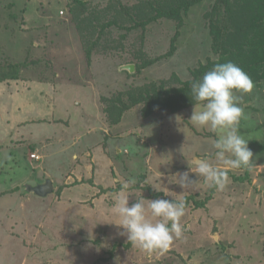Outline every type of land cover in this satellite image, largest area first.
<instances>
[{
    "label": "rangeland",
    "instance_id": "374dc122",
    "mask_svg": "<svg viewBox=\"0 0 264 264\" xmlns=\"http://www.w3.org/2000/svg\"><path fill=\"white\" fill-rule=\"evenodd\" d=\"M80 1L100 10L110 0ZM214 2L205 0L181 29L163 21L149 26L145 52L155 63L135 75L127 51L114 59L88 56L69 0H0V60L21 65L18 81H0V264H264V151L258 148L264 144V80L250 93H236L243 95L246 116L239 131L255 144L252 165L229 169L226 187L212 196L202 176L190 173L197 183L184 189L176 177L196 158L219 166L216 134L192 125L194 108L149 120L136 107L110 127L100 102L144 82L190 79L191 70L211 57L202 14ZM86 25L91 28L85 21L81 32ZM127 66L133 71L121 70ZM52 69L65 71L66 79L39 82L40 71L50 76ZM130 177L139 187L107 192ZM48 179L52 194L28 193V186ZM150 192L210 201L202 209L186 207L183 238L167 251L149 255L120 247L114 259L97 263L114 245L129 242L118 226L119 198L127 196L130 206L142 196L154 199Z\"/></svg>",
    "mask_w": 264,
    "mask_h": 264
},
{
    "label": "trees",
    "instance_id": "16d2710c",
    "mask_svg": "<svg viewBox=\"0 0 264 264\" xmlns=\"http://www.w3.org/2000/svg\"><path fill=\"white\" fill-rule=\"evenodd\" d=\"M69 1L71 3L68 4V7L73 12V20L77 23V28L85 27V21L90 22L91 28L89 29L86 25V33L81 32L82 29L78 28L81 38L84 35L87 41L82 43L88 56L92 54L97 55L100 59H114L127 51L132 59L134 58L135 75H138L155 63V60L149 59L145 52L148 27L163 21L167 26L173 23L176 28L181 29L187 25L191 14L194 11L197 12V8H203L204 5L201 4L205 0H134L130 3L128 0L127 3H124L123 0H110L106 7L100 10L96 8L97 6L94 9L88 8L89 6L87 7V4L80 0ZM202 19L208 31L211 48V57L207 59L206 63L191 70L190 79L187 80L173 75L169 79L135 85L131 89H126L122 94L115 92L111 96H102L100 102L103 105V115L108 118L110 127L120 125L125 115L136 107L141 108L142 117L156 120L163 113H168L171 116L199 106L196 101L192 100L191 84L201 80L204 74L212 70L217 63L234 62L252 78L254 84L264 80V0H215L211 9L203 12ZM175 37H179L178 32ZM175 37L173 40L176 42ZM174 41L171 45H174ZM172 49L169 53L173 52ZM25 65L26 63L23 67ZM20 66L5 62L1 58L0 81L5 83L18 81ZM39 67L40 65L35 69ZM50 69H46L48 75ZM53 71L54 69L48 76L44 70H41L40 73L43 74L39 78L43 81L39 82L54 83L66 79L65 71L62 74ZM259 128L264 133V124ZM254 145L252 142L248 146L250 148ZM30 147L34 150L36 146L32 144ZM258 148L264 151V144L259 143ZM247 171L249 172V170ZM230 174L231 171L227 170V175ZM141 179H144V175L141 176ZM79 183L81 180L74 182L72 186ZM114 186L109 191L105 189H101V191L122 192L125 190L124 185L120 182L116 181ZM135 187L139 186L136 184L127 189ZM61 190L62 188L58 192ZM211 190L212 196L216 188L212 187ZM28 193L30 194L29 191ZM160 195L150 192V197L154 199ZM183 201L186 207L193 204L196 209H202L205 201L210 200L206 199L200 202L189 196L185 197ZM119 243L107 252V257H101L97 263L100 261L108 263L114 259L120 247H125L128 250L133 247L131 242L128 244Z\"/></svg>",
    "mask_w": 264,
    "mask_h": 264
},
{
    "label": "clouds",
    "instance_id": "9594fccd",
    "mask_svg": "<svg viewBox=\"0 0 264 264\" xmlns=\"http://www.w3.org/2000/svg\"><path fill=\"white\" fill-rule=\"evenodd\" d=\"M254 88L252 78L232 61L217 63L204 74L201 80L191 84L192 100L200 107H194L189 120L198 128L208 129L216 134L212 146L216 150L214 165L207 158L191 161L188 170L177 173L181 189L197 183L195 176H202L210 187L223 190L228 183L227 170L248 168L253 160L249 140L239 131V124L245 119L243 95ZM180 117H176L178 120ZM39 161V160H38ZM135 177H130L124 188L135 185ZM157 192L161 189L155 188ZM186 204L183 200L145 199L143 196L129 206L127 196L119 198L116 213L121 218V235H126L131 244L146 254L167 251L175 240L182 239L186 227L181 224ZM150 214V215H149Z\"/></svg>",
    "mask_w": 264,
    "mask_h": 264
},
{
    "label": "water",
    "instance_id": "95a60500",
    "mask_svg": "<svg viewBox=\"0 0 264 264\" xmlns=\"http://www.w3.org/2000/svg\"><path fill=\"white\" fill-rule=\"evenodd\" d=\"M121 70L133 71L132 66L123 67ZM30 193L36 194L37 196L46 197L54 192L53 182L48 179L45 184H39L37 186H28Z\"/></svg>",
    "mask_w": 264,
    "mask_h": 264
},
{
    "label": "built area",
    "instance_id": "2783aa9c",
    "mask_svg": "<svg viewBox=\"0 0 264 264\" xmlns=\"http://www.w3.org/2000/svg\"><path fill=\"white\" fill-rule=\"evenodd\" d=\"M32 159H35L36 161H38V160H40V157H36V155L34 154V155H32Z\"/></svg>",
    "mask_w": 264,
    "mask_h": 264
},
{
    "label": "crops",
    "instance_id": "0c3cea01",
    "mask_svg": "<svg viewBox=\"0 0 264 264\" xmlns=\"http://www.w3.org/2000/svg\"><path fill=\"white\" fill-rule=\"evenodd\" d=\"M33 161H35V160H33ZM52 181V180H51ZM54 186V185H53ZM54 190H55V187H54Z\"/></svg>",
    "mask_w": 264,
    "mask_h": 264
}]
</instances>
